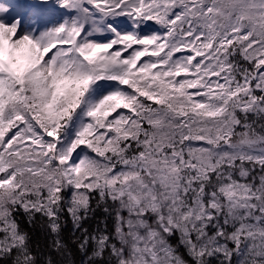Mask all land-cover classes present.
Returning a JSON list of instances; mask_svg holds the SVG:
<instances>
[{
  "label": "snow or ice",
  "instance_id": "obj_1",
  "mask_svg": "<svg viewBox=\"0 0 264 264\" xmlns=\"http://www.w3.org/2000/svg\"><path fill=\"white\" fill-rule=\"evenodd\" d=\"M0 264H264V0H0Z\"/></svg>",
  "mask_w": 264,
  "mask_h": 264
}]
</instances>
